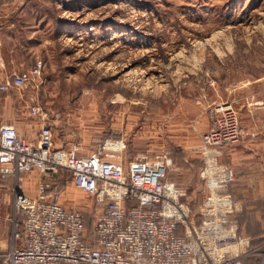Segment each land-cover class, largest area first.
Here are the masks:
<instances>
[{
	"label": "rangeland",
	"instance_id": "374dc122",
	"mask_svg": "<svg viewBox=\"0 0 264 264\" xmlns=\"http://www.w3.org/2000/svg\"><path fill=\"white\" fill-rule=\"evenodd\" d=\"M0 14L24 26L19 71L42 61L38 75L5 92L19 103L26 131L42 123L30 114L37 103L55 145L88 153L123 137L126 159L166 151L174 163L167 178L187 190L196 214L208 185L194 147L211 112L261 88L245 83L264 74V0H0ZM47 177L59 200L76 192L70 207L91 214L90 229L93 199L65 169ZM13 184L0 172V235L10 233ZM263 254L264 246L259 263Z\"/></svg>",
	"mask_w": 264,
	"mask_h": 264
},
{
	"label": "built area",
	"instance_id": "2783aa9c",
	"mask_svg": "<svg viewBox=\"0 0 264 264\" xmlns=\"http://www.w3.org/2000/svg\"><path fill=\"white\" fill-rule=\"evenodd\" d=\"M41 68L38 59L29 69L0 80V92L26 85ZM29 108L42 119L35 141L23 137L13 124L0 122V172L14 180L9 244L0 245L5 264H244L251 254L226 248L248 239L237 238L236 220L225 213L229 197L218 188L228 180L226 166L219 162L223 148L237 141L242 130L231 101L214 107L209 127L194 147L208 185L194 215L187 190L167 178L174 168L168 152L144 151L126 159L123 137L106 138L89 153L55 148L42 108L37 103ZM58 169L68 171L74 186L103 206L92 241L83 240L84 214L63 204L50 181L41 180L34 195L18 184L21 173L35 170L47 176Z\"/></svg>",
	"mask_w": 264,
	"mask_h": 264
},
{
	"label": "crops",
	"instance_id": "0c3cea01",
	"mask_svg": "<svg viewBox=\"0 0 264 264\" xmlns=\"http://www.w3.org/2000/svg\"><path fill=\"white\" fill-rule=\"evenodd\" d=\"M5 16L0 14V80L21 70L22 60L18 55H21L20 51L24 46V42L21 43L18 39L20 28L24 26L2 22ZM245 84H254L257 87L261 85V88L255 94H241L239 99H234V102L230 100L239 113L242 130L237 141L223 148L219 162L226 166L228 180L219 184L218 188L225 191L229 197V202L226 204L228 209L225 213L226 217L236 220L237 238L248 239L247 242L239 243L237 240L231 242L226 248L245 250L251 254L244 258L246 260L244 264H258V252L264 246V74ZM0 95V122L13 124L22 136L35 141L38 128L34 134L26 131V122L17 113L20 105L14 96L9 92H1ZM48 123L52 128L51 123ZM67 146L68 144L65 146L61 143L54 144L55 148H67ZM70 147H76L77 152L82 153L81 146L72 144ZM92 150L93 148L88 151ZM201 169L198 171L200 177ZM20 177L21 190L31 195L36 193L41 180H48L47 176H40L35 171L21 173ZM3 178L8 182L10 179L13 180L12 175H5ZM76 196L78 195L73 191V194L61 195L60 200L69 205L68 207H72L79 203L72 199ZM8 244L9 235H0V245L6 247ZM0 264H5L3 259H0Z\"/></svg>",
	"mask_w": 264,
	"mask_h": 264
},
{
	"label": "trees",
	"instance_id": "16d2710c",
	"mask_svg": "<svg viewBox=\"0 0 264 264\" xmlns=\"http://www.w3.org/2000/svg\"><path fill=\"white\" fill-rule=\"evenodd\" d=\"M198 163H199V164H198V165H199V169L202 168V166H203L202 161L199 160ZM1 176H2V175H1ZM2 177H3V176H2ZM94 206H95V208L98 209V210H95V214H94V216H91V217H93V218H92V223H91L90 229H88V230H87V226H86L87 216H88V215H91V214L85 212L84 210H81V212L84 214V219H83V221H84V237H83V240H86V241H92V240L94 239L93 225H94V222H95L96 216H97L98 213H99L100 211H102V209H103V206H102L101 204L96 203V202H94ZM200 222H201V221L199 220V221H198V224H200ZM19 233H20L21 238H22L23 235H24V229H23L22 224L19 225ZM245 261H246V260L244 259V260H243V263H245Z\"/></svg>",
	"mask_w": 264,
	"mask_h": 264
}]
</instances>
